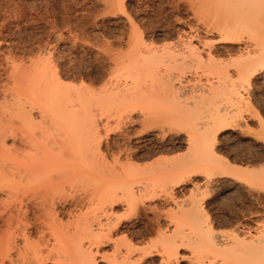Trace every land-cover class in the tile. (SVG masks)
I'll return each instance as SVG.
<instances>
[{
  "label": "rangeland",
  "instance_id": "374dc122",
  "mask_svg": "<svg viewBox=\"0 0 264 264\" xmlns=\"http://www.w3.org/2000/svg\"><path fill=\"white\" fill-rule=\"evenodd\" d=\"M121 4H123L126 13H124L123 9L119 8ZM238 16L243 18V20H246L247 23L250 22L248 25L251 26V31L253 33L249 31L250 29L248 30V26H244L243 29L247 28V30H243V32L242 30H239L242 32H239L240 35L237 36V34H239L237 32L236 37L234 38H232L234 35H232L231 38H226L225 35L222 37L221 32L219 34V29L217 28L222 27V25H224L223 23H227V21L229 22L230 20H233L234 22V19ZM129 18L135 20L137 23L136 25L145 32L144 36L146 37V41L151 43L150 45L157 46L161 50L166 48L167 45L173 46L175 50L177 49V53L180 52L178 56L186 55L188 58L185 59L186 65H184V69L179 73L178 77H175V75L180 69H177L174 65L179 62H177L175 58H165L159 64V69L164 70L165 68L174 67L172 68V72L174 71L175 74L173 82L182 85L179 89V92L181 93L180 95L182 96H180V98L182 100H185V97H187L186 100H193L195 96H200V93L206 96H204L205 100H203L205 103H200L199 108L195 113L196 115L198 113L201 115L206 113V115H209L212 120V124L215 123L213 124L214 127L212 126L213 128L210 129L211 131L213 130L210 133L212 135L210 139L211 141L213 140L212 144L217 148H215L216 151H218V153L216 152L218 155L217 157L222 158L223 160L230 159L229 161L232 164V166L228 164L231 168L226 167L229 169L227 173L226 171L225 174L221 173L225 175L222 177H226V174H228L230 176H227V178H230L231 180L237 179L240 181L239 183H243L244 185L243 189L239 190V192H242V196L240 198H234L230 196L232 195V191L224 192L221 190L214 192L213 187L215 184L212 182V179L215 180V178H218V172L212 174L213 171L210 173L208 171V177V174L204 173L202 170H199L202 171V173L198 172L199 175L195 171L194 175L193 172L191 173L193 175V177L191 176L192 179H186L189 177L188 175L184 179L186 182L183 184L184 181H182L181 184L179 183V187L177 186L180 188L179 199L181 203L188 204L195 201L198 196L199 201L201 198H204L201 200L202 205L207 209L206 211L204 209V211L207 213V216H209V220H213L214 222L217 220L215 222V224H217L216 231H219L220 234L233 231L234 226L231 223L233 220L232 215H235L241 208H246L248 206L247 209L255 207L253 210L256 211L251 218L253 220H246L247 225L251 227L250 229L246 228V237L249 239L251 236L257 235L258 232L264 228V226H262L264 225V173H261L264 169L262 168V166H264V122L260 120L261 118L264 120V7L261 1L0 0V126L3 124L12 125L14 129L16 128L19 131L18 136H16L15 139L10 137L7 138L6 142L0 140V174L5 177L0 178V263L4 262V264H12L11 260L14 261L13 264H20L23 261L29 260L33 262L37 256L47 255L46 264H51L52 256L56 252L52 245L54 242L53 236L51 235V229L48 225L43 224L42 219H39L41 212L39 213L37 211L35 213L31 208L28 210V216L32 221L37 222L40 227H38V230L35 229L32 232L30 243H32L33 247H36L39 250L42 249L44 252L42 251L43 254L34 255L35 249L33 250L32 246L29 248L30 244L22 253L19 252V247L22 249L25 244L23 228L26 226V222L18 217V209L21 205V191L16 184L15 174L17 172H14V174L9 173V171L3 169L2 164L3 162H6L7 164L15 165L19 164V162L30 161L34 151L29 150L28 145L30 143L28 142L32 138L33 133H35L36 130L38 132V128L35 124L40 123L42 120L37 107L32 111L33 118L31 121L27 119V116H24L23 112L22 115L12 111V109H6L5 105L12 102L11 91L16 89L15 81L12 78L13 68L15 66L26 67L31 65V62L42 64L49 60V64L53 67L54 72L60 76V80L68 85L79 87L87 86L90 90L92 89L93 92L97 93V91L99 92V90H101L100 87L104 85L105 78H109L112 82L114 81L113 84H117L116 86L118 87H126L127 84L128 86H133V81L130 79L131 76H128L127 69L130 70L134 67L130 68L127 64L123 63L125 61L128 62L131 58V53L126 43L128 41V35H130L131 27ZM190 41L194 43L193 45L199 47V51H202L203 49V57L200 58L198 56L200 59L195 57L197 61L192 59L189 54L190 51L188 52L189 47L191 46L189 43ZM104 42L105 44H103ZM107 42H110V45H107ZM193 45L191 47H193ZM256 51L258 54L261 52L262 57L259 54L258 62L256 61V58L254 62L256 61L257 63H252L251 67L244 61L240 60ZM110 56L116 58L119 62L117 70L112 67L115 66V63L113 65ZM97 58L98 60H96ZM108 62L109 64L107 65ZM211 63L212 66L209 65ZM119 66L120 69H118ZM209 67H211V69ZM113 69L115 70L112 71ZM238 69H240V71L242 69L241 73ZM154 77L156 79L158 77L159 79L160 76ZM152 78L153 77L150 76L149 73H146V79L143 81V85L147 88L145 93H148V95L153 92L151 88L155 89L154 92L156 93L157 90L162 91V87L160 89H158L159 87L157 88V86L162 85L160 84L162 81L159 79L161 82L158 83L156 82L157 80L155 81V79H153L156 83L155 86L154 81H151ZM214 84L216 86H214ZM206 87L208 89L210 88V90H214H211L213 93L209 92L210 90ZM232 88H236L242 93L244 101L239 102L234 99ZM206 89L208 90L207 92ZM167 92L168 91H163L160 93L163 95V98L160 96L162 99L160 100L161 103L159 102L156 104L154 102L155 104L153 103L148 110H151V112L149 111L150 114L152 113L154 115H156L155 113H164V115H156L160 116L159 118L157 117V120L163 118L161 122L163 125V123H168L166 120H163L169 119V124H171L169 127L174 124L172 127L175 128H172L171 131L177 130L178 132L170 131V134H168L171 135L173 132H176L179 136L177 135L178 139L174 141V143H170L172 145H168L169 148L164 147L163 152L157 153L154 157H151L150 160H146V163H149V161L153 162L160 157H168L170 159L173 157L178 158V156L185 157L186 155L184 154L188 153L190 149L188 135L189 132L193 130L190 128L193 127L191 124L192 117H190L188 113H186L187 115L182 113V110H177L176 108L178 107L176 106V101L173 103L175 99H173L169 93L166 95ZM30 93V90H28L26 95H29ZM153 96L156 101V96H158V94H153ZM25 105H27V103ZM99 105L94 99L89 106V110L96 119H99L101 124H105L107 119H110L112 120L110 121L112 122V125L116 122L115 119L119 114L123 113L126 115V113H129L124 111V108L113 106V108L106 109V106V108L104 107L103 109L102 107L105 105ZM28 106L29 105H27V107ZM202 106L205 107V109H202ZM206 108L209 109L208 112H206ZM210 110L211 114H209ZM227 112L228 116L226 114L227 117L225 118L224 115ZM171 113H173V115ZM180 113H182V115L184 114L183 116H186L179 117L178 114ZM139 114V109H136L134 116ZM220 116L222 117V120L223 118H225V120L220 121ZM133 124L131 125L129 123L128 128H140V125H137L138 123L135 122V124ZM166 126H168V124H166ZM102 127L104 128V126ZM153 128L154 129H149V135H144L145 138L144 136L140 135L141 137H138L137 135V138H133L134 141H136V143L141 142L140 140L149 137V139L153 138L152 141L154 143L156 139L154 141V136L152 134L158 131V129H155L158 127ZM111 132L110 134L114 136L113 134L116 135L120 131L118 130V132L115 133L113 130ZM52 134L53 133H51V135ZM168 134L166 137L167 139H169ZM48 138L49 145L54 144V138H52V136ZM200 138L202 139V137ZM214 139H217V141H214ZM218 139L221 140L218 141ZM134 141L132 144L135 145L136 143H134ZM153 143L150 142L152 145ZM198 143L201 145V140ZM150 144L147 145L144 152L152 148V145ZM16 146H20L22 149L27 147V150L13 156V148ZM203 147L199 148L202 149L204 154ZM199 148L196 149L199 150ZM250 150L251 152L249 153ZM196 152L198 153V151ZM125 153L126 152L119 156L124 159ZM248 155L251 156L249 157ZM108 160L110 163H113L110 154L108 155ZM247 160L249 161L247 162ZM241 166L244 168L248 167V169H253L255 167L261 174L258 173L254 178L251 176V179H253L252 182H250L247 179L248 173H244V177L242 173H240L239 167ZM51 169L52 176H55L53 178L54 181L63 183L60 187V193L65 197V202L60 205L57 214H53L56 225L64 229V225H68L69 220L73 219L72 216L75 215L74 213H82L83 216L90 219L94 224V228H96L98 222L97 219L101 211L98 204V186L96 181L92 179L95 170L85 163L72 165L70 159L65 156L61 159H56V162L52 165ZM230 169L232 172H230ZM13 171H17V169L14 168ZM206 171L207 170L205 169V172ZM203 173L206 174L207 177ZM210 174L215 176H211ZM238 175L242 176L240 177ZM6 178L12 180L11 186L6 184ZM190 180L193 182L191 183ZM200 183L203 186V189ZM195 184L196 186L199 185L196 188L200 191L195 188ZM236 190L237 189H235V191ZM250 192H253L256 198H258L257 202L255 201V203H253V201H251L249 196ZM208 193L212 196L210 195L209 197ZM72 196H76L80 199L83 198V204L75 206L71 201ZM186 198H188V200ZM42 215L44 216L43 213ZM9 216L10 220H8ZM186 217L188 218L187 215ZM184 218L182 217L183 220ZM190 219H187L189 224ZM191 220L193 221V219ZM228 220L231 221L229 222ZM8 221H11L12 224H8ZM195 223L192 225H197V223ZM182 224L183 227L184 222ZM67 225H65V229L71 228ZM188 226L189 225L185 224L183 228L186 227V231H188ZM193 226L190 225L192 228ZM27 227L29 226L27 225ZM196 228L195 232L191 229L188 232L197 234L198 230ZM249 233H251V235ZM195 234L190 235L194 237L196 236ZM123 236H125V233H120L115 236V239L123 238ZM88 241V238L84 239L86 246L89 244ZM104 243V245L101 244L100 247H97L96 243L91 246L94 250L93 253L96 255V264H107L108 260L104 257V254L109 255L113 253V241L111 240L110 242ZM140 245L142 246V244ZM189 247L182 246L180 248V264H188V262H190L189 256H191L190 251L192 248ZM52 249L53 254L50 252ZM49 257H51V259Z\"/></svg>",
  "mask_w": 264,
  "mask_h": 264
},
{
  "label": "bare ground",
  "instance_id": "6f19581e",
  "mask_svg": "<svg viewBox=\"0 0 264 264\" xmlns=\"http://www.w3.org/2000/svg\"><path fill=\"white\" fill-rule=\"evenodd\" d=\"M258 1H261L264 7V0ZM119 8L123 9L124 13H126L123 4H121ZM240 19L243 20V18L238 16L234 19V22L233 20H230L229 22L227 21V23H223L224 25H222V27L217 28L220 30H218L219 34L221 32L222 37L225 35L226 38H231L232 35H234L232 37L234 38L236 37L237 32L242 33L243 30H247V28L243 29L244 26H248V30L250 29L249 31L253 33L251 31V26L248 25L250 22L247 23L246 20L242 21ZM129 20L131 25L130 35H128L129 37L127 39L128 41L126 40V43L130 50L131 58L128 62L125 61L123 63L127 64L130 68L134 67L130 70L127 69L128 76H131L130 79L133 81V86H128L126 83V87H118L116 86L117 84H113L114 81L112 82L109 78H105V83L103 82L104 85L101 86L102 88L100 87L101 90H99V92L97 91V93L93 92L92 89L91 92L90 88L87 86L79 87L68 85L60 80V76L54 72L53 67L49 64V60L42 64L31 62L32 64L29 66H15L13 68L12 78L15 81L16 89L11 91V98L13 100L11 99L12 102L5 105L6 109H12V111L19 114H22L23 112L24 116H27V119L31 121L33 118L32 111L37 107L42 120L40 123L35 124L38 128V132L36 130L28 142L30 143L28 145L29 150L34 151L30 161L19 162V164L15 165L7 164L6 162H3L2 164L3 169L9 171V173L14 174V172H17L15 174L16 184L21 191V205L18 209V217L26 222V226L23 228L25 244L22 249L19 247V252L22 253L30 244L29 248L32 246L33 250L35 249L34 255L43 254L42 249L39 250L38 248L33 247L32 243H30L32 232L35 229L38 230V227H40L37 222L32 221L28 216V210L31 208L35 213L37 211L39 213L41 212L39 219H42L43 224L48 225L51 229V235L53 236L54 242L52 245L56 250L53 254L54 248L52 246L53 249L50 250L53 254L51 264H96V255L93 253L94 250L91 246L96 243L97 247H100L104 242H110L111 240L113 241L114 247L113 253L109 255L104 254V257L108 260L107 264H180L179 254H181L180 248L182 246H190L189 248H192L190 251L191 256H189L190 262H188V264H264V228H262L257 235L249 236V239L245 235L246 228H251L247 225L246 220H250L253 217V214L256 211L253 210L255 207L251 209H247L249 206L241 208L235 215H232L233 220H230L234 226L233 231L220 234L219 231H216L217 224H215V222L217 220L215 222L209 220V216L205 213L207 209H205V206L201 203V200L204 198H201L199 201L198 196L195 201L190 200L192 202H186L188 204L181 203L179 199L180 188H178V185L179 183L181 184L188 175L189 177L186 179H192L191 176L193 177L195 171L198 175L199 173H202V171L206 174H208V171L209 173L213 171L212 174L218 172V178H215V180L212 179V182L215 184H213L214 192L221 190L224 192L232 191V195L230 196L234 198H240L242 196V192H239V190L243 189L244 185L243 183H239L240 181L237 179L231 180L230 178H227V176H230L228 174H226V177H222L225 176L223 175L225 174V171L227 173L229 170L227 168H231L228 164L231 166L232 164L229 161L230 159L223 160L222 158L217 157V148L214 147L212 144L213 140L211 141L210 139L212 136L210 133L213 131L210 129L214 127L213 124L215 123L212 124V120L209 115H206V113H204V115L199 113L196 115L195 113L199 108V104L202 102L205 103L203 100H205L206 96L200 93V96H195L193 100H186L187 97H185V100L183 99V101L180 98L181 93L179 92V89L182 85L173 82L175 74L174 71L172 72V68L176 67L177 69H180L175 75V77H178L179 73L183 71L184 65H186L185 59H188L186 55L178 56L180 52L177 53V49L175 50L173 46L167 45V47L165 46L166 48L161 50L157 46L150 45L151 43L147 42L146 37L144 36L145 32L136 25L137 23L135 20L132 18H129ZM239 30H242V32ZM240 33L237 34V36L240 35ZM105 42L103 44H105ZM109 43L110 42H107L106 44L108 45ZM189 43L191 46L194 44L192 41ZM190 47L188 52L190 51L189 54L192 59L196 60L198 56L200 58L203 57V49L202 51H199V47H196L195 45L191 48ZM259 54L260 56L262 55L261 52ZM259 54L256 51L240 60L244 61L251 67L252 63L256 64L258 62ZM199 57L197 59H200ZM98 58L96 60H98ZM165 58H175L179 63L175 64L172 68H165L164 70L159 69V64ZM110 60L113 62V65L115 63V66L112 67L117 70V66L119 65L118 60L112 56H110ZM254 60L257 62H254ZM108 64L109 62L107 65ZM209 65L212 66V63ZM209 68L211 69V67ZM118 69H120V66ZM114 70L115 69L112 71ZM238 70L241 73L242 69L241 71L240 69ZM146 73H149L150 76L153 77L151 79L152 82L154 81L153 79H155V81L157 80L156 82L158 83L162 81L160 83L162 85L157 86V88L159 87L158 89L162 87V91L157 90L156 93L154 92L155 89L151 88L154 93L152 90V94L150 92L149 95L148 93H145L147 88L143 85V81L146 79ZM154 76H160L159 79L161 81H159L158 77L156 79ZM214 86L216 85L214 84ZM207 89L206 92L210 90V88ZM28 90H30L31 93L26 95ZM211 90L209 92H211ZM163 91H168L166 95L169 93L173 99H175L173 103L176 101V106L178 107L176 108L177 110H182V113H188V115L193 118H191V124L196 128L194 129L193 127H190L193 129L188 135L190 149L188 148L189 152L187 150L188 153L184 154L186 155L185 157L178 156V158H174L172 156V159L168 157H160L153 162L149 161V163H146V160H150L151 157H154L157 153L163 152L164 147L169 148L168 145H172L170 143H174L179 136L176 132L169 135L173 128L172 126L174 125L170 126L171 128L169 127V125H171L169 124V119H164L163 121L166 120L168 123H163V125L161 123L163 118L157 120L160 116L156 115H164V113H155L156 115L151 113V115V110H148L154 102L157 104L162 100L160 96L163 98V95L160 93ZM155 93L158 94V96H156V101L153 96V94L156 95ZM232 93L235 100L239 102L244 101V96L239 90L232 88ZM94 99L98 105H105L102 107L103 109L104 107L106 108V106V109L113 108L114 106L124 108V111L129 113H126V115L123 113L119 114L115 119V125H111L112 122L110 121L112 120L110 119H107V122L105 124L102 123L104 124L102 125L101 122H99V119H96L89 110V106ZM26 103L29 105L28 107L25 105ZM136 109H139L140 111V114L136 115L137 117L134 116ZM202 109H205V107L202 106ZM208 111L209 109H207L206 112ZM182 113L178 114L179 117H185L187 115L183 116L184 114L182 115ZM171 114L173 115V113ZM209 114H211V110ZM226 114L228 116V112L225 113V118L227 117ZM225 118L222 120V117L220 116L219 120L224 121ZM260 120L264 122L262 118ZM135 122L138 123L137 125H140V128L135 127L131 129L129 127V129L128 124L130 123L132 125L133 123L135 124ZM166 124H168V126H166ZM102 126H104V128ZM153 127H158L155 128L158 129V131L152 134L154 136V141L156 139L154 143L152 141L153 138L149 139V137L146 139H142V137V140H140L141 142L136 143V141H134L133 138H137V135L138 137L140 135H149L148 131L151 128L154 129ZM0 129V140L3 142H6L7 138L13 137L15 139L16 136H18L19 131L16 128L14 129L12 125L3 124L0 126ZM117 129L120 132H118ZM113 130L115 133L118 132L119 134H113L114 136H112L110 132ZM51 133L53 134L51 135ZM167 134L169 135V139L166 138ZM50 136L54 138V144L51 145H49L48 138ZM199 136L202 137V139ZM200 140L201 145L198 143ZM220 140L218 139V141ZM133 141L136 143L135 145L132 144ZM214 141H217V139H214ZM150 142L153 143V145L150 144ZM149 144L152 145V148L144 152ZM199 147L204 148V154ZM196 148H199V150ZM26 150L27 147L22 149L20 146H16L13 148V156L25 152ZM196 151H198V153ZM199 151L202 152L200 153ZM124 152L126 153L123 159L119 155ZM250 152L251 150L249 153ZM109 154L112 156L113 163H110L108 160ZM64 156L70 159L72 165L85 163L95 170L92 179L96 181L98 186V204L101 211L97 219V226L95 225L96 228H94V224L90 219L83 216L82 213H74L75 215L72 216L73 219L69 220L68 225L72 229H65V225L67 224H62L64 225V229L60 228L54 222L53 214H57L60 205L65 202V197L60 193V187L63 183L54 181L53 178L55 176H52L51 174V167L56 162V159H61ZM248 161L249 160H247V162ZM14 168L17 169V171H13ZM239 168L242 175L248 173L247 179L250 182H252V179L256 177L258 173H264V169L261 173L258 169L256 170L257 166L256 168L254 167L255 169L249 168L250 170L248 167L244 168L241 166ZM262 168H264V166H262ZM205 169L207 170L206 172ZM192 172L193 175L191 174ZM230 172H232L231 169ZM242 175L238 176L241 177ZM251 176L253 177L252 179ZM1 177L4 176L0 174V178ZM185 182L186 181H184L183 184ZM192 182L193 181H191V183ZM11 183L12 180L6 178V184L11 186ZM198 186L195 184V188ZM235 189L237 190L235 191ZM210 195L211 194H209V197ZM249 196L253 203L258 201V198H256L253 192H250ZM186 199L188 200V198ZM83 200V198L80 199L76 196H72L71 199L75 206L83 204ZM182 217L186 218L183 220ZM190 218L193 219V221ZM187 219H190V224ZM8 220H10V216L8 217ZM182 220L184 226L185 224L189 225L187 227L188 231L191 229L195 232V228L198 225L196 228L198 233L195 234L186 231V227H182ZM195 222L197 225L193 226L192 224ZM8 224H12V222L8 221ZM27 225L29 227H27ZM190 225L193 226L194 229L190 227ZM120 233H125V236H123V238L115 239V236ZM189 233L191 235L195 234L196 236L193 237ZM249 234L251 235V233ZM85 238L89 239L88 246L84 243ZM141 238H144L145 240ZM140 244H142V246ZM46 256H37L33 262L29 260L23 261L20 264H46ZM49 258L51 259V257ZM11 261L13 264L14 261ZM0 264H4V262H1Z\"/></svg>",
  "mask_w": 264,
  "mask_h": 264
}]
</instances>
